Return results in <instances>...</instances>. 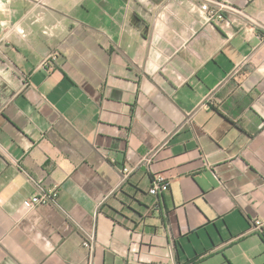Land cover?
<instances>
[{
  "label": "crops",
  "instance_id": "obj_1",
  "mask_svg": "<svg viewBox=\"0 0 264 264\" xmlns=\"http://www.w3.org/2000/svg\"><path fill=\"white\" fill-rule=\"evenodd\" d=\"M262 230L264 0H0V264H264Z\"/></svg>",
  "mask_w": 264,
  "mask_h": 264
},
{
  "label": "built area",
  "instance_id": "obj_2",
  "mask_svg": "<svg viewBox=\"0 0 264 264\" xmlns=\"http://www.w3.org/2000/svg\"><path fill=\"white\" fill-rule=\"evenodd\" d=\"M200 10L206 13V17L209 21L211 19H217L220 21L223 20V15L222 13H220V10H218L217 7H215L214 9H210L208 2H205L204 5L200 7ZM122 173L128 174L129 169L127 167H124L122 169ZM168 186L169 183L164 177L155 175L151 178V184L148 193L152 196H156L161 192H166L168 190ZM56 198L57 193L55 191H40L37 194L29 197L26 201V205L30 208H33L37 205H49L54 202ZM255 225L259 229L263 227L262 223H260L259 221H256ZM84 246H87V243H84Z\"/></svg>",
  "mask_w": 264,
  "mask_h": 264
},
{
  "label": "trees",
  "instance_id": "obj_3",
  "mask_svg": "<svg viewBox=\"0 0 264 264\" xmlns=\"http://www.w3.org/2000/svg\"><path fill=\"white\" fill-rule=\"evenodd\" d=\"M150 184H151V182H150ZM150 188V187H149ZM152 196V195H151ZM153 197V196H152ZM261 233H260V235H261V238H262V240H263V242H264V231L262 230V231H260Z\"/></svg>",
  "mask_w": 264,
  "mask_h": 264
}]
</instances>
